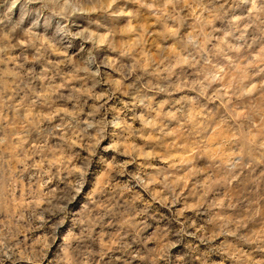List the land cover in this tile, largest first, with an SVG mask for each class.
Returning <instances> with one entry per match:
<instances>
[{"label": "clouds", "instance_id": "clouds-1", "mask_svg": "<svg viewBox=\"0 0 264 264\" xmlns=\"http://www.w3.org/2000/svg\"><path fill=\"white\" fill-rule=\"evenodd\" d=\"M0 264H264V0H0Z\"/></svg>", "mask_w": 264, "mask_h": 264}]
</instances>
